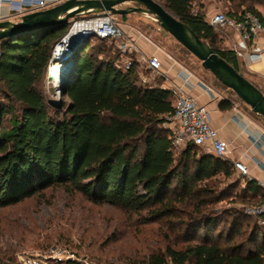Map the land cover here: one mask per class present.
I'll list each match as a JSON object with an SVG mask.
<instances>
[{
  "label": "trees",
  "instance_id": "obj_1",
  "mask_svg": "<svg viewBox=\"0 0 264 264\" xmlns=\"http://www.w3.org/2000/svg\"><path fill=\"white\" fill-rule=\"evenodd\" d=\"M221 1L238 19L252 12L264 21L255 7L264 0ZM159 2L245 76L238 54L218 46L224 41L205 7L193 12L191 0ZM71 21L0 40V208L61 187L162 227L165 246L121 264H264V225L238 207L260 203L264 187L240 174L230 181L237 170L229 158L193 143L175 148L163 126L175 110L174 94L160 76L144 83L137 63L118 67L114 40H86L63 80L66 107L47 101L41 86ZM236 101L225 98L220 107L232 109ZM225 201L229 206H219ZM9 259L0 254V264Z\"/></svg>",
  "mask_w": 264,
  "mask_h": 264
},
{
  "label": "rangeland",
  "instance_id": "obj_2",
  "mask_svg": "<svg viewBox=\"0 0 264 264\" xmlns=\"http://www.w3.org/2000/svg\"><path fill=\"white\" fill-rule=\"evenodd\" d=\"M191 1L193 12H198L206 8L210 0ZM216 1L219 4L221 2L222 10L231 12L226 8L229 6L226 1ZM133 5L135 4L125 3L121 6ZM1 12L5 17L10 12L9 6H3ZM115 18L126 29L132 28L133 31L153 41L180 65L188 68L204 83L214 88L220 96L237 100V106L264 127V119L253 113L251 108L234 93L216 85L214 76L203 69L201 62L195 56L173 36L162 32L153 15L136 12L117 14ZM73 21L74 19L71 22ZM217 31L219 34L223 33L221 29ZM93 40V43L99 44V40L95 38ZM107 44L111 46L110 41H107ZM218 46L222 47L225 44L219 41ZM244 74L264 90V79L256 77L247 70H244ZM139 76L140 79H146L151 84L159 81L158 76L145 66L139 69ZM62 87L63 80L52 85L46 76L41 88L51 105L55 106L63 102L66 107L69 98L63 96ZM163 126L168 127V123H164ZM238 176L237 172L234 173L230 181L237 179ZM242 184L244 185L245 182L242 181ZM240 188L241 185L237 190L239 191ZM219 206H229V203L221 202ZM242 206V204L238 205L244 211ZM0 213V254L6 259L10 258L9 264H24L25 257L37 253L43 254L42 264H68L70 259L59 260L52 256L51 250L55 246L75 252L80 258V262L75 260L78 264H121V261L143 256L153 247L166 244L162 227L158 223L143 224L136 215L108 204L95 205L81 194L61 187L51 188L43 196L27 198L14 205L0 208ZM206 231L207 229L203 230L200 236ZM225 231L226 233L229 231L228 226L225 227Z\"/></svg>",
  "mask_w": 264,
  "mask_h": 264
},
{
  "label": "built area",
  "instance_id": "obj_3",
  "mask_svg": "<svg viewBox=\"0 0 264 264\" xmlns=\"http://www.w3.org/2000/svg\"><path fill=\"white\" fill-rule=\"evenodd\" d=\"M64 0H0V21L2 16V7L8 5L11 16H21L24 13L52 7ZM206 21L214 26L217 30L223 32L234 31L239 38L238 42H232L231 48L238 54L244 55V48L248 43L259 36L264 37V22L254 13L247 12L241 18L232 16L229 12L222 10L220 7L208 9L205 12ZM79 27V28H77ZM79 33L88 36H97L100 38L112 39L116 42V47L120 52V57L116 62L118 67L129 69L134 63L138 64V71L141 67H147L156 76L162 75V62L158 55H146L138 46L135 39L130 37L122 25L117 22L115 15L107 12L102 14H91L82 19H74L69 31L55 45L52 53L51 62L48 67L47 78L56 85L59 81L64 80L66 74L74 64V53L85 42L80 43L79 47L74 49L73 42ZM91 37V38H92ZM170 56V55H169ZM175 60L172 56H170ZM252 63L262 62L263 56L260 52H252L249 55ZM176 61V60H175ZM58 63L65 65L62 73L54 75ZM185 73L189 76L192 74L188 68L183 67ZM66 72V73H65ZM188 75H183L184 85L188 82ZM145 83L148 80L143 79ZM183 84H172L170 89L176 98L174 112L168 116V128L171 131V141L175 148L180 149L189 143H193L202 148L209 154H214L222 158H228L230 151L229 143L221 136L219 130L212 125L211 112L206 105L201 104L192 96ZM208 90L210 87L206 86ZM236 108V106H235ZM256 146H264V132L259 136H252ZM234 166L240 175L249 176L248 166L241 160H234ZM256 163L261 165L260 159ZM264 187V181L259 182ZM246 214L258 219L264 225V198L258 204L243 205ZM54 258L59 260L79 261L77 254L68 248L55 246L51 250ZM24 264H42L43 254L29 255L24 258ZM78 264V263H76ZM80 264V263H79ZM88 264V263H87Z\"/></svg>",
  "mask_w": 264,
  "mask_h": 264
},
{
  "label": "water",
  "instance_id": "obj_4",
  "mask_svg": "<svg viewBox=\"0 0 264 264\" xmlns=\"http://www.w3.org/2000/svg\"><path fill=\"white\" fill-rule=\"evenodd\" d=\"M125 3L135 5L122 7ZM107 12L113 15L136 12L153 15L164 34L173 36L201 62L203 69L231 89L255 114L264 116V92L214 50L188 23L158 0H64L46 9L24 13L19 21L1 20L0 40L19 33L67 24L79 16ZM91 37L79 33L73 42V48H78L80 43Z\"/></svg>",
  "mask_w": 264,
  "mask_h": 264
},
{
  "label": "crops",
  "instance_id": "obj_5",
  "mask_svg": "<svg viewBox=\"0 0 264 264\" xmlns=\"http://www.w3.org/2000/svg\"><path fill=\"white\" fill-rule=\"evenodd\" d=\"M214 7H220V4L216 0H210L205 8V12ZM255 7L261 13L264 20V4L258 3ZM4 19L15 20L14 17L11 16V12L7 13ZM122 27L130 37L135 39L139 48L146 55L150 56L156 54L160 57L162 62V75L160 76L162 87L170 88L172 84L184 83L182 76L188 74L185 73L182 65L173 60L169 54L158 48L153 41L146 38L141 33L133 31L132 28L126 29L123 25ZM220 36L224 44L229 48H231L232 42L239 41L238 35L232 30L226 33L223 32ZM252 52L262 53L263 61L252 63L249 58ZM239 59L245 70L251 72L258 78L264 79V37L259 36L255 40L250 41L247 48H244V55L240 56ZM190 72L192 74L190 76L188 75V82L183 85L192 96L201 104L206 105L210 110L212 125L219 130L221 136L230 145L228 158L232 161H243L249 168V178L258 182L264 181V146L259 148L252 139L253 135L259 136L262 134L264 132V127L257 121L252 120L239 108V106H237L236 102L232 109H222L220 103L223 99L228 97L220 96L214 88L204 83L192 71ZM206 86L210 87L211 90H208ZM257 159L262 161L261 165L256 163Z\"/></svg>",
  "mask_w": 264,
  "mask_h": 264
},
{
  "label": "bare ground",
  "instance_id": "obj_6",
  "mask_svg": "<svg viewBox=\"0 0 264 264\" xmlns=\"http://www.w3.org/2000/svg\"><path fill=\"white\" fill-rule=\"evenodd\" d=\"M77 28H79V27H77ZM64 64L63 63H58L57 65H56V68H55V73H54V75H56V77L58 76V74L60 73H62V70H64Z\"/></svg>",
  "mask_w": 264,
  "mask_h": 264
}]
</instances>
